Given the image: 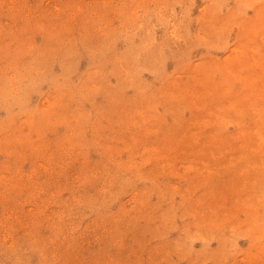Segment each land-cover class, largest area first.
Segmentation results:
<instances>
[{
    "label": "rangeland",
    "instance_id": "rangeland-1",
    "mask_svg": "<svg viewBox=\"0 0 264 264\" xmlns=\"http://www.w3.org/2000/svg\"><path fill=\"white\" fill-rule=\"evenodd\" d=\"M0 264H264V0H0Z\"/></svg>",
    "mask_w": 264,
    "mask_h": 264
}]
</instances>
